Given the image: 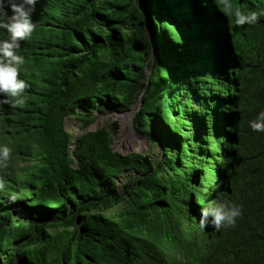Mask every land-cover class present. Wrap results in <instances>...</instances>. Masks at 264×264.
Masks as SVG:
<instances>
[{
  "label": "trees",
  "instance_id": "16d2710c",
  "mask_svg": "<svg viewBox=\"0 0 264 264\" xmlns=\"http://www.w3.org/2000/svg\"><path fill=\"white\" fill-rule=\"evenodd\" d=\"M35 9L16 50L24 104L0 105V145L11 149L0 167V264H264V132L249 126L264 112V16L243 26L234 16L264 0ZM137 101L136 128L158 160L114 151L117 122L66 129L69 117L87 128L95 111ZM217 201L241 207L235 227H200Z\"/></svg>",
  "mask_w": 264,
  "mask_h": 264
},
{
  "label": "clouds",
  "instance_id": "9594fccd",
  "mask_svg": "<svg viewBox=\"0 0 264 264\" xmlns=\"http://www.w3.org/2000/svg\"><path fill=\"white\" fill-rule=\"evenodd\" d=\"M38 0H0V29L6 30L8 39L0 40V94L6 98L0 99V105L7 104L12 108L23 106L22 94L29 85L19 78L20 67L25 63V58L17 54L20 42L31 37L35 30L32 14ZM11 14H9V10ZM235 23L243 26L245 23L254 24L264 10L244 13L237 9L234 12ZM253 131L264 132V112H260L255 120L249 122ZM11 156V149L7 145H0V167H6ZM4 188V181L0 178V189ZM242 215V209L236 204L213 202L207 208L201 209L200 227L211 225L214 229L235 227L237 218Z\"/></svg>",
  "mask_w": 264,
  "mask_h": 264
},
{
  "label": "rangeland",
  "instance_id": "374dc122",
  "mask_svg": "<svg viewBox=\"0 0 264 264\" xmlns=\"http://www.w3.org/2000/svg\"><path fill=\"white\" fill-rule=\"evenodd\" d=\"M145 32L148 37H151V31L148 26L145 27ZM140 108V101H137L128 111L115 112L105 110L94 112V121L89 127H85L84 121L77 116H72L66 119L65 125L69 132L74 135H79L88 130H96L103 126H109L114 122L119 125L118 132L114 136L113 149L116 152L127 155L129 153L149 154L154 160H158L161 155V149L158 145L152 143L147 136L138 132L135 125V117ZM130 114L132 120L127 123L125 115ZM137 176V173L130 172L118 180L121 188L130 178Z\"/></svg>",
  "mask_w": 264,
  "mask_h": 264
},
{
  "label": "bare ground",
  "instance_id": "6f19581e",
  "mask_svg": "<svg viewBox=\"0 0 264 264\" xmlns=\"http://www.w3.org/2000/svg\"><path fill=\"white\" fill-rule=\"evenodd\" d=\"M132 116L130 115V114H127V115H125V121L127 122V123H130L131 122V120H132V118H131Z\"/></svg>",
  "mask_w": 264,
  "mask_h": 264
},
{
  "label": "water",
  "instance_id": "95a60500",
  "mask_svg": "<svg viewBox=\"0 0 264 264\" xmlns=\"http://www.w3.org/2000/svg\"><path fill=\"white\" fill-rule=\"evenodd\" d=\"M151 38H152V35H151ZM151 41H152V43L154 44L153 39H151ZM126 111H128V110H126ZM124 112H125V111H124Z\"/></svg>",
  "mask_w": 264,
  "mask_h": 264
}]
</instances>
